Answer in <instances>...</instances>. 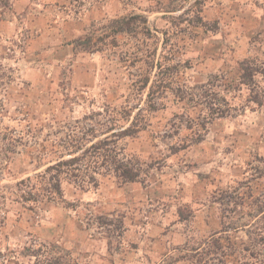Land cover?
Masks as SVG:
<instances>
[{"label":"rangeland","instance_id":"1","mask_svg":"<svg viewBox=\"0 0 264 264\" xmlns=\"http://www.w3.org/2000/svg\"><path fill=\"white\" fill-rule=\"evenodd\" d=\"M32 1L51 31L0 55V264H28L36 243L72 264H240L246 231L264 229V0ZM134 14L157 39L123 33L74 51L72 40ZM246 61L258 73L241 84ZM105 111L138 130L120 143L142 180L64 184V202L38 207L16 197L51 158L52 125Z\"/></svg>","mask_w":264,"mask_h":264},{"label":"trees","instance_id":"2","mask_svg":"<svg viewBox=\"0 0 264 264\" xmlns=\"http://www.w3.org/2000/svg\"><path fill=\"white\" fill-rule=\"evenodd\" d=\"M2 1L6 3L5 8L9 10V2L0 0V3ZM136 23L141 25L139 32L135 27ZM198 23H201L200 20ZM141 32H146L157 39L155 35L150 34L146 18L134 14L110 21L101 36H97L95 31L88 32L72 40L71 44L74 51L94 52L104 45L106 38L112 35L115 37L126 33L137 36V33ZM152 52L147 55V58L155 54L154 50ZM250 64L249 61L241 64L243 71L241 84L252 82V77L258 73L256 66L250 67ZM156 67L161 70L162 64L158 63ZM149 75L150 73L143 75L138 80L136 92L142 93L146 90L150 82ZM155 85L156 81H152L148 87L147 96L150 98L154 94ZM199 102L207 106L210 114L218 110V117H223L228 112L224 101L223 105L217 109H213L211 102L206 103L201 100ZM112 113L113 111H105L96 113V116L85 117L82 121H74L73 124L52 125L50 134L52 133L53 141L47 155L51 158L42 165L44 166L42 171L15 184L16 197L38 207L47 202H64V184L87 192L97 189L102 178H112L121 183L142 180L144 173L138 161L126 156L120 143L122 139L134 135L138 130L133 123L126 128L123 127L124 122L128 120V115L121 117L118 114L116 117ZM111 131L115 132L110 133ZM96 220V223L102 227L106 225L104 221L107 217H96ZM118 229L121 234V221H119ZM246 236L249 245L242 251L245 255L240 264H264V229H248ZM22 256L27 258L28 264H72L68 258L69 255L55 254L50 245L42 243L24 247Z\"/></svg>","mask_w":264,"mask_h":264},{"label":"crops","instance_id":"3","mask_svg":"<svg viewBox=\"0 0 264 264\" xmlns=\"http://www.w3.org/2000/svg\"><path fill=\"white\" fill-rule=\"evenodd\" d=\"M7 1L9 2L8 15L0 12V55L12 52L14 42L19 41L24 33L37 35V32H41V36L34 37V39H39L43 37V34H49L52 29L49 26L48 16H45L44 12H35L34 6L38 5L32 0ZM31 41L32 39L28 40V50L33 46H29ZM2 57L0 56V60ZM22 64L26 65V62Z\"/></svg>","mask_w":264,"mask_h":264}]
</instances>
